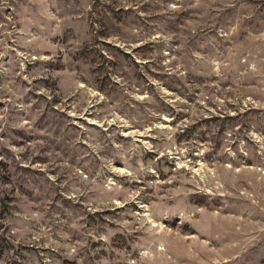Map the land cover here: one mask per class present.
I'll list each match as a JSON object with an SVG mask.
<instances>
[{"label": "rangeland", "instance_id": "rangeland-1", "mask_svg": "<svg viewBox=\"0 0 264 264\" xmlns=\"http://www.w3.org/2000/svg\"><path fill=\"white\" fill-rule=\"evenodd\" d=\"M0 264H264V0H0Z\"/></svg>", "mask_w": 264, "mask_h": 264}]
</instances>
